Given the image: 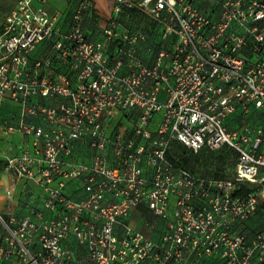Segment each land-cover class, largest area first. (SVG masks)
Here are the masks:
<instances>
[{"label": "built area", "instance_id": "built-area-1", "mask_svg": "<svg viewBox=\"0 0 264 264\" xmlns=\"http://www.w3.org/2000/svg\"><path fill=\"white\" fill-rule=\"evenodd\" d=\"M48 1L17 0L0 32V101L19 109L0 133L29 139L5 166L45 195L39 211L0 217V264H264V227L242 228L264 206V0H111L94 36L90 0L66 30ZM124 11L155 34L129 30ZM174 142L232 150L233 178L175 164ZM137 209L156 238L128 221Z\"/></svg>", "mask_w": 264, "mask_h": 264}, {"label": "crops", "instance_id": "crops-1", "mask_svg": "<svg viewBox=\"0 0 264 264\" xmlns=\"http://www.w3.org/2000/svg\"><path fill=\"white\" fill-rule=\"evenodd\" d=\"M56 5L59 4V0H50ZM80 0H62V8L54 13L61 15V26L64 30L68 29L70 24L71 13L75 5ZM93 4L92 12L87 15L85 28L89 32L95 29L103 27L110 15L111 0H90ZM138 1V0H131ZM17 0H0V32L2 31L5 19L10 11L15 7ZM107 4L105 8L104 5ZM46 6V5H45ZM43 46H39V49L35 53L38 56L45 54ZM19 116L18 107L9 100L0 101V122H7L8 124H14L17 122ZM237 120V121H236ZM239 118H236L234 122H238ZM236 125V123H235ZM29 139L19 133L5 135L0 133V217L5 218L6 221L13 216L16 219L28 216L31 210L39 211L43 206V199L45 195L41 189L34 183L18 180L12 170H9L5 166L6 158H12L20 154L21 150L28 145ZM10 195H7V192ZM77 191L76 184H70L68 191L73 193ZM80 193V191H77ZM255 215L246 221L242 228L249 234H251L255 228L253 226ZM132 218L128 221L131 223ZM155 218L151 217V220H143L144 227L141 230L148 232L153 238L157 237L160 224ZM7 230L0 221V247L4 246L7 238ZM67 247L73 251L78 257L85 255V249L80 246L75 240L71 239L67 243ZM32 251L39 250V246L36 242L31 247ZM2 264H9L3 262Z\"/></svg>", "mask_w": 264, "mask_h": 264}, {"label": "trees", "instance_id": "trees-1", "mask_svg": "<svg viewBox=\"0 0 264 264\" xmlns=\"http://www.w3.org/2000/svg\"><path fill=\"white\" fill-rule=\"evenodd\" d=\"M124 19H127L129 22L128 24L127 23H124ZM120 21L121 23L127 27L129 30L131 31H136V30H139V31H143L145 32L147 35H153L155 34V31H154V27H153V24H151V22H149L147 19L143 18L142 16H139L138 14H136L135 12L133 11H124L122 14H121V17H120ZM85 23H86V19L84 21V29L85 31L87 32V34L91 35V36H94L95 35V29L92 30L91 32H89L88 30H86L85 28ZM232 120V121H231ZM230 122L227 124V126L229 128H234L236 127L235 124H233V119H231ZM237 121V120H236ZM239 125V124H238ZM175 150H181L180 152H177L178 154H176L175 156ZM173 151V152H172ZM219 153V154H222V153H229V154H232L233 157H234V161H235V154L232 150L230 149H227V148H222L221 150L219 151H209V150H206V149H203L201 150L200 152L198 153H193L191 150L187 149L186 147L178 144V143H173L170 147V149L168 150V157L169 159L174 162L175 164L183 167V168H186L187 170H189L190 172L194 173V174H197V175H200V176H203V177H210V178H214V179H232V178H225V177H213L209 174H199L197 172H195L194 170L188 168L187 164L189 162V156H195V157H199L200 155H205V154H208V153ZM234 166H235V162H234ZM234 169V167H233ZM249 185H251L250 183H239L237 185V188H236V193H246V192H249V191H252V190H255L257 188H251L249 187ZM262 211H264V206H261L255 216H258ZM143 215V220H151V214L149 213V211L145 210V209H137L135 210L132 215L130 216V218H132L131 220H134L136 218H140L141 216ZM3 218V217H2ZM4 221L5 218H3Z\"/></svg>", "mask_w": 264, "mask_h": 264}, {"label": "rangeland", "instance_id": "rangeland-1", "mask_svg": "<svg viewBox=\"0 0 264 264\" xmlns=\"http://www.w3.org/2000/svg\"><path fill=\"white\" fill-rule=\"evenodd\" d=\"M58 5L53 3L52 1H48L46 4V9L50 12L59 11L62 8V0H59ZM107 7V4L104 5ZM124 23L128 24V20L124 19ZM181 150H175V156ZM173 152V151H172ZM234 157L232 154L229 153H208L205 155H200L199 157L189 156V162L187 164L188 168L194 170L199 174H209L213 177H225V178H232L233 177V167H234ZM251 188H257V184L249 185ZM143 215L140 218H136L132 220L131 224L137 228L141 229L144 227L143 224ZM257 215V214H255ZM155 223V220H154ZM253 226L256 229L264 227V211H262L258 216H255L253 221Z\"/></svg>", "mask_w": 264, "mask_h": 264}]
</instances>
